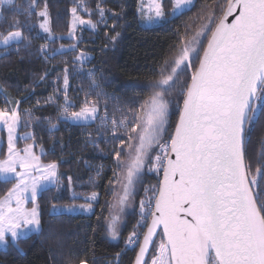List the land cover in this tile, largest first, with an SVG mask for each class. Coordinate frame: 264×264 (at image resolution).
<instances>
[{
	"label": "trees",
	"instance_id": "obj_1",
	"mask_svg": "<svg viewBox=\"0 0 264 264\" xmlns=\"http://www.w3.org/2000/svg\"><path fill=\"white\" fill-rule=\"evenodd\" d=\"M90 15L85 19L98 21L103 13L104 25L96 32H84L75 44L64 38L69 31L73 9L78 2ZM228 0H194L190 10L170 18L171 2L162 3L165 21L146 27L140 23V0H14L0 4V38L19 31L23 39L0 48V110L8 99L18 106L19 116L27 121L19 133L30 132L36 146L43 149L41 161L57 165V186L42 191L36 198L40 229L15 242L7 241L0 248V264H133L138 245L127 247V237L139 233L138 215L128 217L117 241L108 238L106 220L114 195V185L134 140V130L142 117V106L152 94V85L161 78L166 61L171 62L196 29L209 17L212 26L219 21ZM47 9L50 31L59 39L47 40L36 28L38 12ZM206 35L199 55V63ZM48 43L47 51L42 46ZM75 45V50L59 52L60 46ZM90 56L88 73L75 72L76 52ZM193 69L185 68L165 96L168 104L167 131L174 132L184 93L191 82ZM69 76L64 89L63 78ZM57 93L61 96H57ZM255 122L247 121L243 142L246 177L259 205H264V95ZM71 102L70 111L94 105L98 115L89 124H71L60 119L61 108ZM256 100L253 102V106ZM69 108V106H68ZM252 115L250 111L249 116ZM106 117V120L102 118ZM115 122V123H114ZM0 159L5 156L6 142L1 132ZM29 142V141H26ZM23 142H19L21 146ZM122 150L119 158L117 151ZM249 175H257V187ZM13 181L0 180V198ZM136 200L148 201L158 191L159 180L154 173L143 174ZM95 193V202L88 197ZM93 205L90 216L55 213L53 206ZM144 230L141 232L143 233ZM142 234H140V237ZM159 242L155 239L147 259ZM146 262V264H147Z\"/></svg>",
	"mask_w": 264,
	"mask_h": 264
},
{
	"label": "snow or ice",
	"instance_id": "obj_2",
	"mask_svg": "<svg viewBox=\"0 0 264 264\" xmlns=\"http://www.w3.org/2000/svg\"><path fill=\"white\" fill-rule=\"evenodd\" d=\"M2 2L4 0H0ZM191 3L192 0H176L173 12ZM150 7L155 18L164 15L162 5L156 0H152ZM237 10L239 14L235 19L226 23ZM148 19L153 16L149 15ZM80 23L86 22L81 20ZM40 27L45 32L50 31L47 21ZM208 31L207 45L199 56L198 66L194 67L193 60L199 55L202 37L208 35ZM20 39L21 33L17 31L3 37L0 43L8 45L10 41ZM77 59L82 61L84 56ZM167 66L169 62L166 61L161 79L152 85L158 90L142 106L146 121L137 117L142 121V130L135 156L128 165L125 195L121 197L123 203L129 186L134 184L146 163L163 168L164 178L155 196L152 221L140 244L136 264H141L158 225L163 226L165 240L159 246V257L153 259L152 264H165V258L167 264H264V205H259L250 194L242 152L244 123H254L258 118L259 105L253 106V101L264 95V0H228L226 10L214 27L209 17L202 29L177 51L170 72L165 74ZM184 68L193 69V72L184 93L179 120L170 144L160 143L168 115L169 101L165 96L173 89ZM96 112V107H84L80 112H73L71 118L87 120ZM0 118L9 134V158L0 162V177H4L2 182H7L9 175L16 173L17 160L13 157H18L19 153L14 150L13 133L19 117L16 111L9 116L0 110ZM154 144L161 148L163 155L157 153L152 160L150 151ZM121 151H117L118 158ZM24 152L19 164L25 171L16 173L21 182L29 169L39 171L44 168L41 172L43 180L55 177L54 163L39 165V158L28 148ZM117 167H120L119 159ZM260 172L264 173V166ZM38 184L33 177V202ZM27 187L23 184L21 188L18 183L13 191H27ZM88 199H95V193ZM145 207L141 201V214L146 221ZM147 207L150 209L151 204ZM9 213L7 217L0 213V243L6 242L8 234L15 241L20 235L21 223L39 227L35 208L31 219L23 221L19 207L15 214H11L13 210L9 208ZM116 220L117 217H113L108 225L113 238L117 235ZM135 235L134 232L129 237L128 243L133 242ZM81 264L85 262L81 261Z\"/></svg>",
	"mask_w": 264,
	"mask_h": 264
},
{
	"label": "rangeland",
	"instance_id": "obj_3",
	"mask_svg": "<svg viewBox=\"0 0 264 264\" xmlns=\"http://www.w3.org/2000/svg\"><path fill=\"white\" fill-rule=\"evenodd\" d=\"M164 1L165 0H156V3H159L162 5V3ZM169 1L171 2V6H172V9L170 10V18L176 17L180 13L190 9L192 7V5L194 4V0H192V3L190 5H186L183 8L178 9L174 13L173 7L176 3V0H169ZM13 2H14V0H11L10 3L8 2V0H4V2H2L0 4L8 6V5H11ZM83 4H84L83 1L78 2L75 14L72 13L69 31L66 34V36L64 37L68 40H72L73 42H75V44H78V42L83 39V37H84L83 34L85 31L88 32L87 34H89V32H96L97 31V24H99V25L105 24V21L103 20L104 15L101 14L102 13L101 11L99 12L100 16L98 18V21H96V22H93L92 19L91 20L85 19L82 15H80V12L87 14V15L92 14L89 11H86L84 9ZM151 4H152V0H140V8H141L139 11L140 23L146 27L157 26V25L162 24L165 21V14L160 18H155L154 10H153V8L150 7ZM162 11H163V7H162ZM41 13H46V15H41ZM163 13H164V11H163ZM0 15H1V11H0ZM149 15L153 16V19H151V20L148 19ZM38 16L40 18L38 23H36V28H37L38 32H40L41 35H44V38H46L47 40L51 41L52 39H59L60 36H54L53 34H51V31L45 32L40 27V25L42 23L47 21V27L50 29V15H49L48 10L45 8L42 9L41 11L38 12ZM81 20L85 21L86 23L81 24L80 23ZM88 22H90V23H88ZM207 22L208 21H206L203 25H205ZM93 25H95V27H93ZM202 26L200 28L196 29V31L193 33V35L188 40H190L197 33V31H200L202 29ZM11 33H14V32H11ZM7 35H5V36H7ZM5 36H3V37H5ZM3 37L0 38V41L3 40ZM204 37L205 36L202 37V40L204 39ZM22 39H23V36L21 34V39L19 41L12 40L9 42L8 45H4L3 43H0V48H6L12 44H16L18 42H21ZM188 40H186L185 42L182 43L181 49L186 45ZM202 46H199V52L201 51ZM47 49H48V43H45V45L42 46V50L47 51ZM73 50H75V45H67V46L64 45V46H60L58 49L59 52H64V51L66 52V51H73ZM76 55L77 56L75 57V60L77 63L74 66L75 72H77V74L78 73H85V74L88 73V70L85 67L87 65H89L90 56L83 51L76 52ZM81 55L84 56V59L82 61L77 59ZM174 58L169 63V66H167V70L165 71V74H167V72H170V70H171L170 64L172 62H174ZM165 68H166V66L164 67V69ZM67 77H68L67 85L65 84V76L63 78L64 89H66L68 84H69V76H67ZM156 90H158V89L152 88V93ZM0 91H2V90L0 89ZM57 96H61V95H59V93H57ZM63 99H65L66 103L61 108L60 119H63V120H65L71 124H77V125L78 124H89V123H92L98 115V110H97V112L94 114V116L90 117L87 120H84V119H81L79 121L74 120L71 118L73 112H71L69 110L72 103L67 101L66 97H63ZM262 99H263V96H261L259 99H257L254 106L260 105ZM68 106H69V108H68ZM84 107L91 108V107H96V106L85 105L82 108H84ZM80 110L77 112H80ZM2 111L6 112L9 116L11 115L12 111H16L18 113V117H19L18 123L16 124L15 131L13 133L14 150L19 153L18 157H13L14 159L17 160L16 166H15L16 167V173H21V172L25 171L24 169H22L20 167L19 161H20V159H22L25 156L24 150L26 148L29 149V151L32 153V155L39 158V160H38L39 165L44 166V165L52 164V163H43L41 161L40 158L42 156L43 149L41 147L36 146V144L33 141H30V139L32 138L31 137L32 134L30 132H25V133H21V134L19 133L20 127H22L23 125L27 126V121H23V119L19 116L18 106L11 103L10 99H8L7 108L2 110ZM167 117H168V115H167ZM102 118L104 120H106L105 116H102ZM141 118L144 121H146L145 110L143 111ZM141 122L142 121L140 120V123L138 124V126L136 127V129L134 131V140L130 144V148H129V151L127 153V156L120 164L121 170L118 174L117 180H116L115 185H114V195H113V198L111 201L108 218L106 220L107 234H108L109 240L117 241V239L119 238V235L121 233V230L124 228V225H126L127 222L130 223L128 217L133 216V214H132L133 211L137 212L139 219L137 221H135V223L138 225L137 228H138L139 233L136 234L135 236H133V242L132 243H128L127 247H129V248H131L135 245H138V243L140 241V238H139L140 234L144 233V232L143 233H141V232L143 230L145 231V229L148 225V222L150 220L151 213L153 211V206L155 203V196L157 195V193H155V195L152 198L148 199V201L144 200V204L146 206L145 211L147 213V220L145 221L142 218V214H141V201L142 200L137 201L135 198V196L138 194V191H139L138 185L141 186L140 182L142 180L143 174L154 173V174H156V176L159 180L161 173L163 171V168L153 167L151 162L146 163L145 166L143 167V169L141 170L139 176L136 178L134 184L129 186L127 198L124 200L123 203H121V197H123L125 195L124 188H125V185H127L128 165L131 162V159L135 156V147L138 146V144H139V133L142 130L141 129ZM167 122H168V119H167ZM167 122L165 124L166 130L161 134L160 143L168 142L170 144V137H171L172 132L167 131ZM1 132L4 133V138H5V142H6L5 156H4V158L0 159V162H3L9 158V150H8L9 149V142H8L9 134L7 131V126L4 124L3 118H0V150H1V146H2ZM26 141H29V142H26ZM19 142H23L21 146L19 145ZM157 153L163 155L161 148L158 145L154 144L152 150L150 151V157L152 160L155 159V156L157 155ZM43 171H45L44 168H41L39 171L34 170V169H29L27 171V175H26L23 182H21L16 177V173L10 174L9 177L7 178V181H13V185L0 198V213H2L5 217H7L10 215L9 208H11L13 210V213H11V214H15V210L17 209V207H19V210L21 213L20 220L23 221L24 219H31V212H32L33 208H35L36 218L39 220L38 207H37L35 201L33 202V199H32V187H31V185L33 183V177L39 181V184L37 186L36 197H35V200H36V198L39 196V194L42 191H44L48 188H52V187L57 186V165H56V169H55L56 175L54 178H51L49 180H43L41 178V172H43ZM249 179H250V184H251L252 188L255 190L257 187V182H258L257 175H249ZM0 180L3 181L4 177H0ZM18 183L21 184V188L23 187V184H27L28 185L27 191H21L20 189H16L15 191H13L16 188V185ZM97 198H98V196L95 194V199H88V200H90L91 202H95L97 200ZM18 200H19V205L17 204ZM149 203L151 204L150 209L147 207L149 205ZM52 211L55 213H64V214H69V215L90 216L94 212V207H93V205H88V204L73 205V206H53ZM24 214H27V215H24ZM113 217H117V220L115 223L117 235L115 238H113L110 235L109 230H108V225L112 222ZM5 227H7V225H5ZM39 229H40V224H39V227L36 228L35 226H27V225H24L23 223H21V227L19 229L20 235L16 238V240L19 238L27 237L32 233H37L39 231ZM132 235L133 234L129 235L127 237V240H129V237ZM7 236L9 238L8 237L6 238V242L7 241H12V242L16 241V240L15 241L12 240L10 234H8ZM137 238H138V242H137ZM160 244H161V242L156 244L155 250H154L153 254L151 255L150 259L148 260L147 264H152L153 259H156L159 257V255H160V253H159ZM2 245L3 244L0 243V248H2ZM165 264H167V258H165Z\"/></svg>",
	"mask_w": 264,
	"mask_h": 264
},
{
	"label": "water",
	"instance_id": "obj_4",
	"mask_svg": "<svg viewBox=\"0 0 264 264\" xmlns=\"http://www.w3.org/2000/svg\"><path fill=\"white\" fill-rule=\"evenodd\" d=\"M227 4H228V3H227ZM226 8H227V6H226ZM226 8H225V10H226ZM238 14H239V13H238V10H237L236 12H234L232 15H230V16L227 18L226 23H231L232 20L235 19V16L238 15ZM206 45H207V44H206ZM205 47H206V46H205ZM202 54H203V52H202ZM198 64H199V63H198ZM197 66H198V65H197ZM253 102H254V101H253ZM249 113H250V111H249ZM178 120H179V119H178ZM246 126H247V121L244 123V133H243V137H245ZM174 131H175V129H174ZM173 133H174V132H173ZM243 142H244V138H243ZM242 152H243V144H242ZM172 158H173V159L175 158L174 155L172 156ZM243 164H244V160H243ZM245 175H246V171H245ZM163 178H164V173L162 172L161 177H160V180H159V186H160V182L163 180ZM176 179H178V177H176ZM246 181H247V177H246ZM247 182H248V181H247ZM159 186H158V191H159ZM248 187H249V184H248ZM158 191H157V195H158ZM249 191H250V194H252L250 187H249ZM154 210H155V204H154V209H153V211H154ZM188 219H191V218L188 217ZM151 221H152V215H151V218H150V220H149V222H148V225L151 224ZM148 225H147V227H148ZM147 227H146V230H145V232H144V235H145L146 232H147ZM159 233H161L162 238H163V241L165 240L163 226H162V225H158V226H156V230H155V233L153 234L152 242L148 245V251L145 253L144 258H143V260L141 261V264H145V262H147V259H148L149 255H150V252H151L152 248H153V245H154L155 239H156V237H157V235H158ZM144 235L142 236V239H141L140 244L143 243V237H144ZM140 244H139V247H138L137 253H136V255H135V258H134L133 264H136V257H137V254L139 253ZM169 255H170V253H169ZM213 256H214V253H213Z\"/></svg>",
	"mask_w": 264,
	"mask_h": 264
},
{
	"label": "crops",
	"instance_id": "obj_5",
	"mask_svg": "<svg viewBox=\"0 0 264 264\" xmlns=\"http://www.w3.org/2000/svg\"><path fill=\"white\" fill-rule=\"evenodd\" d=\"M7 237H8V236H7ZM7 237H6V238H7ZM8 238H9V237H8ZM2 244H3V245H2V247H4V246H5V244H6V242H4V243H2Z\"/></svg>",
	"mask_w": 264,
	"mask_h": 264
}]
</instances>
